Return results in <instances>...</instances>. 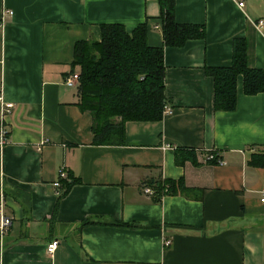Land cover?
I'll return each instance as SVG.
<instances>
[{"label": "crops", "instance_id": "0c3cea01", "mask_svg": "<svg viewBox=\"0 0 264 264\" xmlns=\"http://www.w3.org/2000/svg\"><path fill=\"white\" fill-rule=\"evenodd\" d=\"M236 1L173 0L174 20L202 24L204 36L163 47L169 112L125 122L121 145H94L90 115L63 84L77 70L74 43L98 39L103 22L130 30L145 20L148 44L161 45L157 0H0V96L12 104L3 117L0 109L10 220L0 264H264V166L250 162L264 155V90L244 95L237 75L235 108L215 111L204 72L228 64L232 38L243 35L251 64L264 68V0ZM176 149L193 150L195 162L176 164ZM213 150L223 164L205 160ZM59 167L66 179L56 190ZM156 178L182 179L190 190L157 203L142 191ZM63 181L72 183L52 218Z\"/></svg>", "mask_w": 264, "mask_h": 264}, {"label": "trees", "instance_id": "16d2710c", "mask_svg": "<svg viewBox=\"0 0 264 264\" xmlns=\"http://www.w3.org/2000/svg\"><path fill=\"white\" fill-rule=\"evenodd\" d=\"M161 45L146 40V22L136 23L130 30L118 22L99 24L98 39L77 40L73 46L71 63L77 66L78 108L90 115L91 144H123V126L127 121H158L164 105V45H181L188 38H202V24L177 22L173 17V0H157ZM212 77V107L215 111H232L236 104L235 83L242 79V93L255 95L264 90V68L251 64V43L247 35L234 36L228 64L205 66ZM174 161L182 164L194 160L193 150L176 149ZM254 165L264 166V155L252 156ZM72 181H63L64 190L57 194L52 212L55 214L59 198ZM153 201L159 203L165 194L186 193L182 179L156 178L145 182ZM90 223L84 221L83 224ZM116 226H131L110 222Z\"/></svg>", "mask_w": 264, "mask_h": 264}, {"label": "built area", "instance_id": "2783aa9c", "mask_svg": "<svg viewBox=\"0 0 264 264\" xmlns=\"http://www.w3.org/2000/svg\"><path fill=\"white\" fill-rule=\"evenodd\" d=\"M236 4L238 6L242 5V0H237ZM263 23L262 19H258L254 22H252V25L255 27L260 26ZM77 83H78V72L76 71H69L68 74H66L64 76L63 79V84L65 85V87L68 88H74L76 89L77 87ZM0 109H2V115L1 117H3V114H6L9 112L10 108H12V104L11 103H7V102H3L2 98L0 96ZM169 112V108L167 107V105H164V109H163V113L162 115H165ZM1 133V138L2 140L5 138V129L2 127L0 130ZM205 160L212 162L214 164H223V160L221 159L219 153L217 151H210L205 155ZM66 179V175L64 172L63 167H59L58 171H57V177L56 179L52 182V186L54 187V189H58L60 188V183L62 180ZM143 193L145 195H151L152 191L149 187H144L142 189ZM57 193V192H56ZM260 202L264 203V189L260 190V198H259ZM3 205H4V195L2 192V189L0 187V237L3 235V233L5 232L6 228L8 227V225L10 224V220L7 216H5V214L3 213ZM57 245V241L56 240H50L45 247V251L48 254H51L54 249L56 248ZM170 245V239L168 238H163L162 239V246L164 248L168 247Z\"/></svg>", "mask_w": 264, "mask_h": 264}]
</instances>
